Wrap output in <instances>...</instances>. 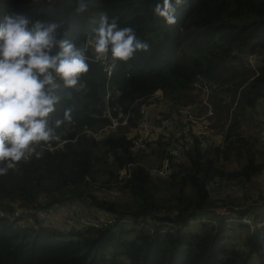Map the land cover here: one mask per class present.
Listing matches in <instances>:
<instances>
[{"label":"trees","instance_id":"obj_1","mask_svg":"<svg viewBox=\"0 0 264 264\" xmlns=\"http://www.w3.org/2000/svg\"><path fill=\"white\" fill-rule=\"evenodd\" d=\"M154 5L155 0H88L87 11L77 15L74 0H0V18L20 12L62 20L67 37L78 44L102 13L118 18L120 27L132 26L149 44L133 59L117 61L110 77L102 63H91L85 86L58 105L56 115L73 108V120L57 130L62 141L0 175V264H264V229L239 221L251 211L236 210L232 197L220 202L209 189L215 179L248 183L264 171V150L256 147V136L245 135L249 111L264 100V57L258 72L243 67L247 54H264V0H187L173 25L154 15ZM199 76L214 80L216 91L236 85L229 104L222 105L217 92L213 96L216 112L231 111L239 97L227 141L206 146L195 141L171 161L167 177L154 176L150 154L134 152L128 134L158 90L173 106L189 104ZM108 110L129 113V122L96 140L86 130L107 127ZM161 144L151 146L159 164L165 154ZM129 163V176L120 178V168ZM100 180L105 186L116 183L128 197L89 194ZM75 201L112 220L56 228L32 212ZM15 204L28 209L24 217H34V223L13 218ZM223 206L229 215L215 212ZM263 217L256 220L264 222Z\"/></svg>","mask_w":264,"mask_h":264},{"label":"clouds","instance_id":"obj_2","mask_svg":"<svg viewBox=\"0 0 264 264\" xmlns=\"http://www.w3.org/2000/svg\"><path fill=\"white\" fill-rule=\"evenodd\" d=\"M74 2L77 15L87 11L88 0ZM186 2L155 0L153 13L173 25L177 8ZM148 50L132 26L120 27L107 13L82 44L67 37L62 20L31 19L20 12L0 18V175L62 141L57 130L73 120V108L56 115L58 105L85 86L91 63L109 54L127 62Z\"/></svg>","mask_w":264,"mask_h":264},{"label":"built area","instance_id":"obj_3","mask_svg":"<svg viewBox=\"0 0 264 264\" xmlns=\"http://www.w3.org/2000/svg\"><path fill=\"white\" fill-rule=\"evenodd\" d=\"M257 54L249 53L245 57V65L248 68L257 71ZM105 67L107 75L112 76L117 67V61L113 60L110 55L106 56L103 60L99 61ZM217 83L207 77L199 76L192 83V93L199 95V105L195 107L193 105H178L172 106V102L167 99L161 90H158L146 103H144L140 109L139 120L136 126V136L133 139L132 150L134 152L150 153L151 146L159 140L166 141L168 143L165 154L160 166L150 169L152 174L158 177H167L170 174L171 161L181 159L184 156L185 150L191 143L198 141L201 145H208L209 143L216 142L217 144H223L221 138H225L222 134H217L213 128V119L216 115V110L213 105V96ZM110 94L107 95V98ZM231 100L227 97H221L222 105L229 104ZM238 103V98L233 102L232 107L235 108ZM232 108V110H233ZM231 110V111H232ZM106 116L110 118V124L99 130H86L88 135H91L94 139L100 140L104 134L116 130L120 126L127 125L130 119V114H126L122 111H118L116 114L111 113L110 110L106 112ZM254 116H256L254 114ZM133 136V134H132ZM131 136V137H132ZM52 149V146L48 147ZM133 164L124 165L120 168L118 174L120 178L128 177L129 169ZM115 191V190H114ZM118 192V191H117ZM115 192V193H117ZM120 192V191H119ZM220 202L232 197L239 200L248 199L249 204L257 206L264 205V176L259 175L252 177L248 183L229 182L222 185L220 190ZM61 207L55 205L45 209H34L36 218L43 225L56 228L79 226L81 222H86L84 226L97 224L95 222H106L112 219L108 214L104 213V216H100L95 221L90 222L89 218L82 216L81 208L78 204L68 205V209H71L72 215L66 220L64 224L58 223V220L54 219L55 209ZM236 210L241 209L235 207ZM219 215H229L230 210L227 206L214 209ZM29 210L15 204L11 212V216L16 220H21ZM34 217H28L27 219H33ZM242 223L249 226H253V215L245 213L240 217ZM34 223V219L31 221ZM164 226H169L168 223H163Z\"/></svg>","mask_w":264,"mask_h":264},{"label":"rangeland","instance_id":"obj_4","mask_svg":"<svg viewBox=\"0 0 264 264\" xmlns=\"http://www.w3.org/2000/svg\"><path fill=\"white\" fill-rule=\"evenodd\" d=\"M245 57H244V66L243 67H247L245 65ZM263 57H264V54L263 55L258 54V56H257V63H256L257 71H258V66L261 65V63H262ZM239 63L241 64V62H239ZM228 75L229 74H226L225 76H228ZM240 75H243V72L240 73ZM247 75L250 76L251 73H249ZM235 87H236L235 84L226 83L225 86L222 88H219L218 91H216V89H217L216 88L214 95L217 92L218 97H220V98L221 97H227L232 102L233 96H234L233 91L235 90ZM237 98L239 99L238 96H237ZM189 103L190 104H188V105H193L196 103L197 107H198L199 95L193 94ZM254 114L256 116H254ZM233 115H234L233 111L223 110L222 112H217L214 119H213V128H214L215 132L217 134L223 133L222 135L225 136V138L224 137L221 138V141L222 142L224 141L223 144L226 143V141H227L226 136L228 134V130H229ZM248 118H249L250 122L249 123L246 122L247 127H246L245 135L253 134L254 136H256L258 139V141L256 143V147L258 149L264 150V100H261L259 102V104L256 105V107L251 108V110L249 111V114H248ZM132 134H133V136H132ZM128 136L129 137L132 136L131 138L136 136V129H133V131H131L128 134ZM159 142L162 143L161 144L162 148H165V150H166L168 143L166 141H163L162 139L155 143V147L159 146ZM149 154L150 155L147 157L149 164H152L155 167L160 166L158 159H157V155L152 154L151 151ZM162 155L161 156L163 158L164 152L162 153ZM151 169H153V168H151ZM65 170H66V172L69 170L68 164L65 165ZM151 174H152V172H151ZM152 175L156 176L155 174H152ZM261 175L264 176V171L262 172ZM103 179H106V177H103L101 180H103ZM101 180L97 184L93 183L91 185V188L88 190L89 194H93L94 196H97L99 198H106V199L118 200V201H122L128 197L127 194L125 195L124 193L119 192V189L116 187V183H113L112 185H106L105 186L102 184L103 181H102V183H100ZM225 183H229V182H227L226 180L215 179L214 182L211 183L209 186V189H210L212 196H214L217 199H220V196H221L220 190L222 188V185H224ZM115 192H117V193H115ZM234 202H235V207H240L241 209H248L249 211H251V214L254 217V222H253L254 224H253V226H251L253 230L256 228H263L264 229V222H261V220H259V221L256 220L258 214L264 216V207L263 206H257L254 204H249L247 198H245L244 200L234 199ZM70 204H62L61 207H57L55 209L54 219L56 218L58 220V223L64 224L66 221L64 219V217L66 219H68L69 216L72 215V213L70 211L71 209H68V205H70ZM81 205L83 207V210L81 209V211L83 212V213H81L82 216L85 218H89L90 222H92V221L94 222L95 219L99 218L100 216H102V217L104 216V213L102 211H99L95 208L89 207L86 203L82 202ZM27 218L28 217H24L23 219L19 220V222L25 223L28 220ZM32 220L33 219H30V222ZM86 222H81L79 226L80 227L84 226L86 224ZM44 225L46 226V224H44ZM236 225H238V224H236ZM236 231H237V229L233 230V233H235ZM263 236H264V231H263Z\"/></svg>","mask_w":264,"mask_h":264},{"label":"crops","instance_id":"obj_5","mask_svg":"<svg viewBox=\"0 0 264 264\" xmlns=\"http://www.w3.org/2000/svg\"><path fill=\"white\" fill-rule=\"evenodd\" d=\"M190 104V103H189ZM195 105V107H197V104L195 103V104H193V106ZM162 160L163 159H160V164L162 163Z\"/></svg>","mask_w":264,"mask_h":264}]
</instances>
